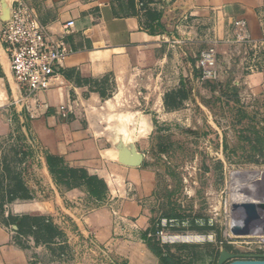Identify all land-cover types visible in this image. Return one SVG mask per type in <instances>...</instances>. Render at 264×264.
I'll return each instance as SVG.
<instances>
[{
	"label": "crops",
	"instance_id": "obj_1",
	"mask_svg": "<svg viewBox=\"0 0 264 264\" xmlns=\"http://www.w3.org/2000/svg\"><path fill=\"white\" fill-rule=\"evenodd\" d=\"M23 1L55 35H62L66 23H74L66 37L71 53L63 77L30 100L27 110L0 41V137L10 128L18 129L45 155L62 157L66 165L103 178L109 192L103 201L90 199L84 188L56 187L43 201L4 199L0 221L39 213L52 217L69 245L92 237L126 264H160L145 240L156 230L152 202L157 185L145 166V148L137 141L126 144L117 129L110 136L101 132L83 117L84 108L108 103L107 95L116 93V99L131 108L119 114L144 121L145 136L158 123L191 117V107L198 104L199 54L217 46L220 77V49L248 46L238 42L239 32L263 49L264 0ZM14 2L0 0V27L10 21ZM255 62L256 70L246 73L243 81L253 93H264V56ZM62 111H71L70 118L62 120ZM122 149L141 154V165L125 166L112 157ZM43 167L49 174L46 163ZM85 204L88 213L81 209ZM0 264L58 263L47 246L20 240L0 222Z\"/></svg>",
	"mask_w": 264,
	"mask_h": 264
},
{
	"label": "rangeland",
	"instance_id": "obj_2",
	"mask_svg": "<svg viewBox=\"0 0 264 264\" xmlns=\"http://www.w3.org/2000/svg\"><path fill=\"white\" fill-rule=\"evenodd\" d=\"M220 51L222 76L217 80L197 77L198 104L191 107V117L182 122L158 123L145 136L148 128L144 121L119 114L131 108L129 102L116 99V93L107 95L108 103L87 106L83 112L101 132L110 136L117 129L126 144L137 141L145 148V166L153 171L157 182L152 202L156 230L145 240L151 250L173 256V264H216L222 248L239 255H264V239L234 238L229 233L235 199L246 196L257 200L250 195L252 190L235 194L240 183L232 174L264 172V93H253L243 81L246 73L256 70L253 64L264 56V48L233 44ZM46 156L18 129L10 128L0 137V207L4 199L43 201L55 194V187L65 189L55 182L49 169V174L44 170ZM81 209L90 211L88 204ZM17 218L0 222L13 228L20 240L35 242L29 227L18 233ZM163 220L169 221L166 227L161 226ZM158 231L200 239L169 242ZM36 234L42 239L45 231L37 229ZM36 245L47 246L58 264H126L92 237L71 245L66 236L55 238L52 245Z\"/></svg>",
	"mask_w": 264,
	"mask_h": 264
},
{
	"label": "built area",
	"instance_id": "obj_3",
	"mask_svg": "<svg viewBox=\"0 0 264 264\" xmlns=\"http://www.w3.org/2000/svg\"><path fill=\"white\" fill-rule=\"evenodd\" d=\"M240 25L242 24L237 23V26ZM73 26V22H68L63 25L62 35H55L41 23L31 7L23 0H15L10 21L0 27V41L8 55L14 79L23 93L20 103L27 110L30 100L35 99L39 93L49 90L55 79L63 77L64 62L71 53L66 37L72 32ZM237 40L240 43L255 45L244 32L238 33ZM196 71L201 80L219 78L216 45L199 54ZM29 113L31 119H34L32 110ZM71 114V111H62L60 117L65 120L70 118ZM168 222L163 220L161 226L166 227ZM10 231L14 232V229L10 228ZM158 235L165 239L163 231H158Z\"/></svg>",
	"mask_w": 264,
	"mask_h": 264
},
{
	"label": "trees",
	"instance_id": "obj_4",
	"mask_svg": "<svg viewBox=\"0 0 264 264\" xmlns=\"http://www.w3.org/2000/svg\"><path fill=\"white\" fill-rule=\"evenodd\" d=\"M47 166L50 174L58 185H62L66 190L84 188L90 199L103 201L107 198L109 188L106 181L98 175L90 174L86 169L66 165L63 158L48 154L46 156ZM15 193L12 197L15 198ZM16 199V198H15ZM39 224H37V222ZM18 223V233L23 232V228L29 227L31 233L35 234L36 244L52 245L55 238L65 239L64 232L55 225L52 217L39 213L25 215L16 219ZM34 221L29 225V222ZM36 222V223H35ZM33 228H35L33 230ZM44 230L45 234L42 239L38 238L36 230ZM154 254L159 258L160 264H173L174 257L165 255L160 250H153ZM179 264V263H176Z\"/></svg>",
	"mask_w": 264,
	"mask_h": 264
},
{
	"label": "water",
	"instance_id": "obj_5",
	"mask_svg": "<svg viewBox=\"0 0 264 264\" xmlns=\"http://www.w3.org/2000/svg\"><path fill=\"white\" fill-rule=\"evenodd\" d=\"M118 160L125 166L137 167L143 156L134 150L122 149ZM231 212L229 233L232 237L264 239V201L232 203ZM216 264H264V255H239L222 248Z\"/></svg>",
	"mask_w": 264,
	"mask_h": 264
},
{
	"label": "bare ground",
	"instance_id": "obj_6",
	"mask_svg": "<svg viewBox=\"0 0 264 264\" xmlns=\"http://www.w3.org/2000/svg\"><path fill=\"white\" fill-rule=\"evenodd\" d=\"M234 180H238L240 183L237 189H234L235 194L240 195V192H250L252 190V194H250L253 198L257 199L256 201H264V172L262 171H251V172H240V173H233ZM253 183V184H252ZM235 187V186H234ZM243 193V194H244ZM248 196V195H247ZM254 199V200H255ZM245 201H253L246 196H241L238 199H235L234 203H241ZM165 240L169 242H195L200 239L199 236H190V235H174V236H164ZM164 240V241H165ZM212 240V239H210ZM205 241V239H204ZM167 242V241H166Z\"/></svg>",
	"mask_w": 264,
	"mask_h": 264
}]
</instances>
